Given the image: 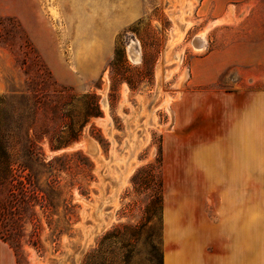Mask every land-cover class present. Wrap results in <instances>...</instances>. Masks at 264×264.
<instances>
[{
    "label": "rangeland",
    "instance_id": "obj_1",
    "mask_svg": "<svg viewBox=\"0 0 264 264\" xmlns=\"http://www.w3.org/2000/svg\"><path fill=\"white\" fill-rule=\"evenodd\" d=\"M250 65L263 73L264 0H0V94L46 80L45 69L78 95L95 93L101 111L66 146L42 140L46 160L59 156L48 178L59 206L38 209L40 247L24 244L21 264H163V136L200 117L211 93L234 91ZM259 190L243 264H264V179ZM208 198H193L203 235L215 219ZM203 248L206 258L207 238ZM0 264H16L2 240Z\"/></svg>",
    "mask_w": 264,
    "mask_h": 264
},
{
    "label": "crops",
    "instance_id": "obj_2",
    "mask_svg": "<svg viewBox=\"0 0 264 264\" xmlns=\"http://www.w3.org/2000/svg\"><path fill=\"white\" fill-rule=\"evenodd\" d=\"M254 68L238 73L234 91L211 93L200 117L189 114L163 136V264H243L245 236L254 242V230L245 228L259 210L264 179V71ZM3 86L0 77V93ZM180 110L178 119L186 115ZM202 194L215 213L204 235L192 215L200 206L193 198ZM206 238L211 250L202 258Z\"/></svg>",
    "mask_w": 264,
    "mask_h": 264
},
{
    "label": "trees",
    "instance_id": "obj_3",
    "mask_svg": "<svg viewBox=\"0 0 264 264\" xmlns=\"http://www.w3.org/2000/svg\"><path fill=\"white\" fill-rule=\"evenodd\" d=\"M45 72L44 81L37 76L0 94V240L16 264H21L24 244L40 247L34 230L38 209L48 216L59 206L52 197L56 183L48 179L59 156L46 160L42 140L51 149L66 146L78 139L90 118L101 115L95 93L78 95ZM27 225L32 226L29 233Z\"/></svg>",
    "mask_w": 264,
    "mask_h": 264
},
{
    "label": "bare ground",
    "instance_id": "obj_4",
    "mask_svg": "<svg viewBox=\"0 0 264 264\" xmlns=\"http://www.w3.org/2000/svg\"><path fill=\"white\" fill-rule=\"evenodd\" d=\"M193 45H194V47L196 48V49H200V48H202V46H203V37H202V33L201 34H199L198 36H195L194 37V39H193ZM83 141H85V140H83ZM88 142H89V140H88ZM87 142V143H88ZM85 144H86V141H85ZM91 144V143H90ZM89 144V145H90ZM88 145V146H89ZM90 147H91V145H90ZM93 147V146H92ZM87 148H89V147H87ZM92 151V150H91Z\"/></svg>",
    "mask_w": 264,
    "mask_h": 264
},
{
    "label": "water",
    "instance_id": "obj_5",
    "mask_svg": "<svg viewBox=\"0 0 264 264\" xmlns=\"http://www.w3.org/2000/svg\"><path fill=\"white\" fill-rule=\"evenodd\" d=\"M75 146V144H72V146L71 147H74Z\"/></svg>",
    "mask_w": 264,
    "mask_h": 264
}]
</instances>
